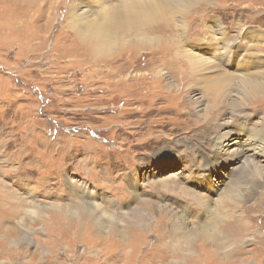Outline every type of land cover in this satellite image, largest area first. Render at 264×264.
<instances>
[{
  "label": "rangeland",
  "instance_id": "obj_1",
  "mask_svg": "<svg viewBox=\"0 0 264 264\" xmlns=\"http://www.w3.org/2000/svg\"><path fill=\"white\" fill-rule=\"evenodd\" d=\"M118 1L0 0V264H264V179L248 181L237 161L243 133L264 141V90L249 101L238 79L264 88V0H168L170 50L143 35L153 48L127 38L96 59L88 21ZM228 44L238 54L221 62ZM183 52L194 80L174 111L165 87L187 72L155 57L179 53L188 65ZM215 75L232 81L213 86ZM214 94L227 104L207 123ZM228 112L239 121L214 127ZM230 185L251 194L230 197ZM221 197L249 216L238 238L225 237L228 219L217 251L201 239L190 247Z\"/></svg>",
  "mask_w": 264,
  "mask_h": 264
},
{
  "label": "bare ground",
  "instance_id": "obj_2",
  "mask_svg": "<svg viewBox=\"0 0 264 264\" xmlns=\"http://www.w3.org/2000/svg\"><path fill=\"white\" fill-rule=\"evenodd\" d=\"M187 1L190 3L194 2V0H187ZM168 2H169L168 0H119L117 2V4H113V6L110 7L109 9L101 10V13L96 18H93V20L88 21V24L92 28V31L88 36H86V38L88 39V41L90 43V50H91V53L93 54V57L98 59V58H101L102 56H104L105 54L103 52H107L106 50H103L104 48L110 49L111 46L123 47L126 44L124 42L127 41L126 40L127 38L129 40H134V42H136L141 48H148V49L153 48L154 44H152V42L150 40H145L144 38L139 39V37H142L143 35H151L155 42L157 40V43H160V44L165 45V46H169V50H170L173 46L174 38H175V43L177 42L176 37L174 35V32H177V26L178 25L176 24L177 20L175 19V16L171 15V14L169 15L166 12V6H167ZM198 4H200L199 0L197 2L196 1L194 2L195 6ZM169 12H170V9H169ZM183 28H184V31L182 33H185V30L187 31V29H188V24H186V26ZM158 41H160V42H158ZM234 41H236V40H234ZM237 47H236V49H233L230 44L225 45L222 48V50L220 51V54H217L216 58H218L219 61H221V62L223 60H225V62H228V61L231 62V61L235 60V56L238 54L237 53V51H238ZM172 52H175V51H172ZM183 53L186 57L188 65L180 64V63H177L175 61L177 59L182 60L180 58L181 56L179 53L175 54L174 59L173 58L172 59H165L164 57L162 59L161 57H158V58H157V56L155 57L156 58L155 61L159 60V64H161L163 66H171L172 65V67H173L176 63V64L180 65V69L183 68L187 72L186 75H184L185 77L182 76L183 78H181V76H180V77L176 78V80H178V81L180 80L179 83H176V84H172V83L168 84L167 83L168 85L165 87V90L167 89V91H168L169 89H171L173 92L171 94V98H173V100H174L172 102V104H175V105L170 106L169 108L173 109L174 111L180 110V107L182 105H184V101L180 98V96L182 94H184L183 88L189 86L191 81L194 80V78L192 76V72L194 69H192V64L190 62L191 57L187 53H185V52H183ZM251 60L254 61V59H251ZM252 61H249V62L252 63ZM215 63H218V61ZM237 65H238V63H237ZM263 65H264V63H263ZM241 66H242V64H241ZM188 69H191V70H188ZM181 71L182 70H180V74H181ZM193 74H194V72H193ZM238 74H239V72H238ZM212 77H210V80L208 78V81H209V83H212L213 86H215L219 82L222 83L224 80H229V81L231 80L232 81L231 75H224L223 77H218L215 75V77H213V78ZM254 78H255V76H254ZM254 78L250 77V74L246 77H238L239 83H241V87L242 88L247 87L250 89V91H248L249 90L248 89V90H244L241 92L242 94L244 92L246 94V96H248L249 101L256 97V95L260 91L259 88L264 90V88H262L260 83L258 81H256V79H254ZM180 84L182 85L181 87H180ZM210 88H211L210 89L211 92L216 91V89L214 87H210ZM163 93H165V91ZM162 96H164V95H162ZM162 96L157 97V99L161 100ZM216 96L217 95L214 94V96L212 97L213 101L211 102V104H209L210 106L207 108V110L204 114L205 120L206 119L208 120L207 123L214 122L215 120H217L216 118H217L218 113L220 112V110H222V108H224V106L222 108H220V106H222L223 104L224 105L227 104L226 101L221 102V104L218 103L217 101H214ZM257 96H260V95H257ZM163 98H165V97H163ZM166 100L167 99L165 98L163 101H166ZM185 105L187 106V104H185ZM199 106H201V104H199L198 107ZM154 109L156 110L157 107H155ZM232 110H234V109H232ZM239 110H240V108H239ZM234 112H236V110ZM230 114H232V112H228V115L221 118V120H219L217 122V124L214 125V127H216V126H227L233 122L236 123L237 121H239L237 119L232 118L231 117L232 115L229 116ZM174 128L175 127H173V129ZM208 129H209V131H213L217 128L212 129V126H209ZM230 133H233V131ZM249 133L250 132L243 133L245 136L244 140H246L248 148H247V150H245V149H244V151L242 150L243 152L239 156H237L238 157L237 161L240 162V164L243 167V170H245V171L249 170L250 172L252 170V174L248 177V179H251V180H248V181L254 182L255 184H259L261 179H264V168L260 164L261 163L260 157L261 158L264 157V141L261 139L260 136H255V135L249 134ZM227 135L228 134H226L225 137ZM230 143L231 142L227 143L226 145L228 146ZM229 168L230 169H228L227 174L230 175V171H232L233 166L229 167ZM241 174H239V175H241ZM243 175L245 176L246 174L243 173ZM235 177H237V176L235 175ZM238 179H240V178L238 177ZM246 182H247V179H246ZM224 183H226V179L221 177V179L218 183V185H220V187L212 185V187L209 189L214 193L219 192L221 185H223ZM227 183L229 184L232 182H230V179H229V181ZM241 186L243 188L240 186L238 187V185H237L238 188L233 189L232 186L230 185L229 188H226V192L230 193V197L235 196L237 199L241 198L244 201V199H246L248 197L247 193L249 192L250 189L245 188L246 185H241ZM224 187H227V186L225 185ZM248 188H249V186H248ZM250 192H249V194H251ZM253 195H255V194H253ZM219 198H220V196H219ZM221 199L222 200H220L218 203H216V207L214 208L215 210L212 213V215H210V217H209L208 221L205 223V225L201 226V227H194L193 228V233H194L193 235H195V236L192 237L187 242V244L190 247L193 245V243H194V241H196V239H201L202 242L206 246H208L210 249L217 251L219 248L218 246H221L220 243H223V242H220L221 239L228 237V236H234L235 238H238L240 227H241L240 223L242 222L241 219L242 218H249V216H247L246 214L243 213L244 209L242 207H239V204H237L235 206L234 203L226 197H224V198L221 197ZM227 206H229L230 210L240 211L239 209H241V208H242V210L238 213L233 214V213L228 212V214H226V212H222V211ZM242 206H244V205H242ZM244 207H247V206H244ZM201 208L203 210L210 209L208 207V205L201 206ZM228 219H232L235 222V224H236L235 225L236 226L235 232L233 234H230V235L227 234V236L223 237L224 233L222 232V226L226 225V224H224V222L225 221L228 222ZM261 249L262 248H260V252H261Z\"/></svg>",
  "mask_w": 264,
  "mask_h": 264
}]
</instances>
